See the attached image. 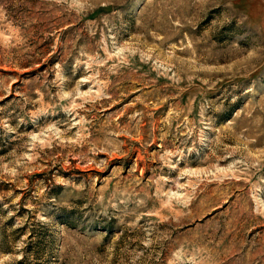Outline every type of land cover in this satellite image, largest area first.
I'll return each instance as SVG.
<instances>
[{"label":"rangeland","instance_id":"rangeland-1","mask_svg":"<svg viewBox=\"0 0 264 264\" xmlns=\"http://www.w3.org/2000/svg\"><path fill=\"white\" fill-rule=\"evenodd\" d=\"M0 264H264V0H0Z\"/></svg>","mask_w":264,"mask_h":264}]
</instances>
